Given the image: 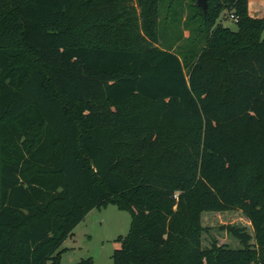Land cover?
<instances>
[{
  "label": "trees",
  "instance_id": "16d2710c",
  "mask_svg": "<svg viewBox=\"0 0 264 264\" xmlns=\"http://www.w3.org/2000/svg\"><path fill=\"white\" fill-rule=\"evenodd\" d=\"M206 1L0 0V264H60L108 203L113 264H264V0ZM230 209L252 233L203 247Z\"/></svg>",
  "mask_w": 264,
  "mask_h": 264
},
{
  "label": "rangeland",
  "instance_id": "374dc122",
  "mask_svg": "<svg viewBox=\"0 0 264 264\" xmlns=\"http://www.w3.org/2000/svg\"><path fill=\"white\" fill-rule=\"evenodd\" d=\"M262 13L263 1L252 0L250 14L258 17ZM219 21L224 26L236 29L235 22L225 12L221 14ZM181 28L187 35V30L182 26ZM130 220L131 214L128 210L119 209L111 203L92 208L61 244V248L64 250L61 253L60 264H75L87 258L92 260V264H113V251L120 246L117 238L128 232ZM201 223L204 227L202 232L203 247L209 246L214 239L218 244H226L231 248L240 247L236 238L220 229L223 224L245 226L252 233V227L248 220L237 209L221 212L203 211Z\"/></svg>",
  "mask_w": 264,
  "mask_h": 264
},
{
  "label": "water",
  "instance_id": "95a60500",
  "mask_svg": "<svg viewBox=\"0 0 264 264\" xmlns=\"http://www.w3.org/2000/svg\"><path fill=\"white\" fill-rule=\"evenodd\" d=\"M196 4L202 9L203 13L206 12V8H207L206 0H196Z\"/></svg>",
  "mask_w": 264,
  "mask_h": 264
},
{
  "label": "built area",
  "instance_id": "2783aa9c",
  "mask_svg": "<svg viewBox=\"0 0 264 264\" xmlns=\"http://www.w3.org/2000/svg\"><path fill=\"white\" fill-rule=\"evenodd\" d=\"M229 16L230 18H232L233 21H236V17L234 15L230 14Z\"/></svg>",
  "mask_w": 264,
  "mask_h": 264
},
{
  "label": "crops",
  "instance_id": "0c3cea01",
  "mask_svg": "<svg viewBox=\"0 0 264 264\" xmlns=\"http://www.w3.org/2000/svg\"><path fill=\"white\" fill-rule=\"evenodd\" d=\"M263 1V0H262ZM250 2H252V0H249V11H250ZM257 5H259V3L257 2ZM249 222V221H248Z\"/></svg>",
  "mask_w": 264,
  "mask_h": 264
}]
</instances>
